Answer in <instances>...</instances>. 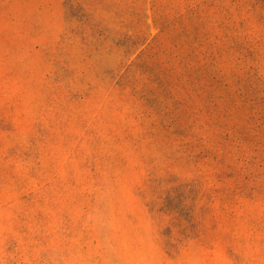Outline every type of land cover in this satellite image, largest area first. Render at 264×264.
<instances>
[{
  "label": "rangeland",
  "instance_id": "374dc122",
  "mask_svg": "<svg viewBox=\"0 0 264 264\" xmlns=\"http://www.w3.org/2000/svg\"><path fill=\"white\" fill-rule=\"evenodd\" d=\"M0 264H264V0H0Z\"/></svg>",
  "mask_w": 264,
  "mask_h": 264
}]
</instances>
